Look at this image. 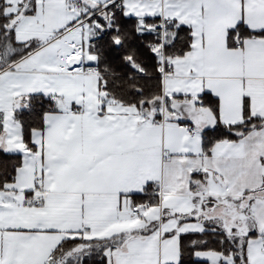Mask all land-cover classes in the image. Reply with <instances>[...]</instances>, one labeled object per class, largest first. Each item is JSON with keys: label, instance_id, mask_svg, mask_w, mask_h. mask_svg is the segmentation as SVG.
Masks as SVG:
<instances>
[{"label": "snow or ice", "instance_id": "6c2138e0", "mask_svg": "<svg viewBox=\"0 0 264 264\" xmlns=\"http://www.w3.org/2000/svg\"><path fill=\"white\" fill-rule=\"evenodd\" d=\"M0 264H264V0H0Z\"/></svg>", "mask_w": 264, "mask_h": 264}]
</instances>
